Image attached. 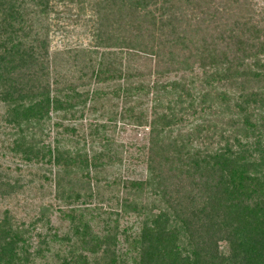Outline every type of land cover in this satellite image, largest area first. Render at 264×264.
<instances>
[{
	"label": "trees",
	"instance_id": "trees-1",
	"mask_svg": "<svg viewBox=\"0 0 264 264\" xmlns=\"http://www.w3.org/2000/svg\"><path fill=\"white\" fill-rule=\"evenodd\" d=\"M256 5L0 0V104L11 128L0 155L56 167L44 180L72 223L62 239L38 231L51 207L18 202L31 182L19 166L16 176L0 168V264H264V6ZM88 9L101 23L95 42L52 53L50 34ZM99 110L96 122L106 120L83 135L65 123ZM119 121L143 132L126 157L115 145ZM130 165L146 176L123 174ZM101 189L116 190L106 209ZM74 202L82 206H61ZM88 212L107 215L101 232ZM130 215L129 228H139L121 232ZM64 240L70 256L59 249L51 261V242Z\"/></svg>",
	"mask_w": 264,
	"mask_h": 264
},
{
	"label": "rangeland",
	"instance_id": "rangeland-1",
	"mask_svg": "<svg viewBox=\"0 0 264 264\" xmlns=\"http://www.w3.org/2000/svg\"><path fill=\"white\" fill-rule=\"evenodd\" d=\"M251 1H253L254 3H257L256 7L264 6V0H251ZM73 7H71V9H74ZM58 9H64V7L60 5ZM77 9L78 8L75 7V10L73 11V13L77 12ZM68 15L70 16V13ZM72 15L73 16L70 20L68 18V20L66 21L62 20L60 22V24H62L64 27L63 29H61L60 32L55 33V34L53 33L50 34L52 53L56 52L57 50H63L65 48L72 49V48L84 46V45L89 46L88 44L90 43L93 44L95 42L93 36L101 24L97 22V18H95V14L91 10L88 9L86 13H84V15L80 17L79 20H76L74 14ZM52 17H55V14H52ZM117 101L118 99H114L113 101L110 102V104L109 103L108 104L114 105L115 103H117ZM123 109H124L123 102L119 101V108L117 110L119 111L118 113L123 111ZM112 110L114 111V109ZM5 111H6V108L4 107V105L0 104V146L2 142L6 140L7 138L6 134H8V132L11 131L10 126H8L4 121ZM101 112H102L101 110L95 113L86 111L85 117L83 119L72 121V123L69 121H66L65 123L71 124V126L72 125L77 126L80 130V133H79V136H80V135H83L82 134L83 132L85 133L89 132V126H88L89 122L101 123L106 120V118H103L102 120L98 119V121L96 122L97 120L96 118L101 114ZM107 116L108 115H106V117ZM55 121L56 120L51 121V126L53 125ZM113 128L115 129V127ZM55 135L56 133L54 131V127H52L50 138L48 140L53 142ZM142 137H143V132L140 129L130 127L129 125H124L120 121L116 125L115 145L117 148H119V150L124 151V154H123L124 157L128 155V151H131L133 149V148H130L131 147L130 143L138 144L140 141H142ZM18 166L23 169V171H21L22 178L25 181L28 180L29 182H31L27 184L25 186V189L21 191V193H23L24 195L22 194L20 196L18 194L19 195V198L17 199L18 202L22 203L23 198L25 196H28L30 197L28 199L29 203L33 202L35 205H39V204H42L43 202L44 205L51 207L47 214L48 219L50 220L49 224H47L43 228H39L38 231H41L42 233H49V229H50V233L52 235L57 233L58 238L62 239L63 235L70 232L72 223L69 218H64L63 216L59 214V212H57L58 204L57 202H55L54 196L50 195V191L53 190L51 186L53 185V183L51 184L50 182L44 180V175L47 177H51V179L54 180L53 172L56 170V167L48 164L46 161H42L39 163L31 162L27 164V163H23L19 161L17 158L15 159L11 156L2 157L0 155V168L5 169V170L11 168L13 170V173H12L13 176H16L18 174V171L15 170L16 167ZM130 168L131 169H129V173H127L125 171V167H122V173L128 176L137 177V178H141V177L143 178V176H146V172L143 166L135 167V166L130 165ZM115 170H116V167H113V171ZM110 172H112V170L109 171L108 173L109 175H110ZM116 174L117 173L115 171V173L113 172V174L110 177H115ZM112 191L113 190L108 189L105 191V193H103L104 190H102L103 194L101 198L104 199L103 206L105 207V209L107 208L106 203H107L108 198L116 193V190L115 192H112ZM43 195H45L44 198H43ZM17 200H14V204H11L10 208L13 211H15L16 218L21 219L25 216V213L22 209H19V208L17 209V203H18ZM112 204H113L112 211H115V207H118L117 202L114 201ZM89 205L93 207L94 202L89 203ZM61 206L64 208V211H67V210L69 211L70 208L80 207L82 205L80 204V202H74L73 204H69V205L62 203ZM14 207H16V210ZM97 213L98 212H95L93 214L90 212L85 213V220H90V224H92L94 231L101 232L102 229L104 228V224H105L104 219L107 217V215L106 214L97 215ZM115 218H116V215H113L111 217V219H115ZM133 221H136V217L131 216V215L130 217L119 219L120 231L123 232L124 229H128L130 233H133L134 230L132 229H135L137 227L139 228V225L134 226L132 229L129 228L132 226ZM128 230L126 233H129ZM35 239L38 240L37 237ZM121 239H123V237H121ZM71 247H72L71 243H67L66 240L60 241V242L59 241L51 242V250L47 251V255L51 257L50 258L51 261L52 260L56 261V257L54 255L56 250L61 249L60 254L62 256H70L69 251ZM228 249H229L228 244L224 241H221L219 250L226 253L228 252Z\"/></svg>",
	"mask_w": 264,
	"mask_h": 264
}]
</instances>
